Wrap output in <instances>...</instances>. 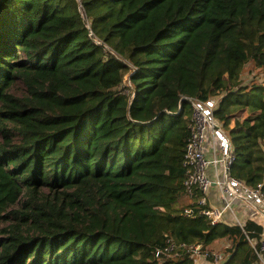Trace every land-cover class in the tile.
I'll return each instance as SVG.
<instances>
[{"label":"trees","instance_id":"obj_1","mask_svg":"<svg viewBox=\"0 0 264 264\" xmlns=\"http://www.w3.org/2000/svg\"><path fill=\"white\" fill-rule=\"evenodd\" d=\"M247 64L264 79V0H0V264H195L181 244L223 239L222 264H260V224L184 213L194 98L220 96L231 174L264 191Z\"/></svg>","mask_w":264,"mask_h":264},{"label":"built area","instance_id":"obj_2","mask_svg":"<svg viewBox=\"0 0 264 264\" xmlns=\"http://www.w3.org/2000/svg\"><path fill=\"white\" fill-rule=\"evenodd\" d=\"M83 18L86 16L83 14ZM90 35H93L90 29ZM95 37V36H94ZM98 41V40H97ZM218 99H192V117L183 157L186 168L184 186L190 205L184 208L186 215L195 211L207 217L213 225L224 223L238 225L242 229L245 220L237 209L244 204L254 214L250 219L262 226L259 239L248 236L255 249L260 264H264V191L263 184L250 186L245 181L231 174V166L236 161V151L228 133L216 117ZM212 187L218 191L221 203H212L209 193ZM244 230V229H243ZM186 250L196 260L198 255L208 256L202 245L193 243ZM175 244L171 243L162 252H170ZM160 251L157 252V255ZM218 259V256L216 257Z\"/></svg>","mask_w":264,"mask_h":264},{"label":"rangeland","instance_id":"obj_3","mask_svg":"<svg viewBox=\"0 0 264 264\" xmlns=\"http://www.w3.org/2000/svg\"><path fill=\"white\" fill-rule=\"evenodd\" d=\"M242 80L244 82L245 85H251L253 82H258V83H262L264 81L263 79V74L260 73V70L253 68V66L251 64H247L244 67L243 73H242ZM124 84L127 85L129 84V77L128 75L125 76L124 78ZM12 93L18 95V96H22L27 94V89L24 86V84L22 82H20L19 80H17V82H15L10 90ZM216 99H219L220 96H216ZM238 115L241 118H244L248 115V112L246 109H243L241 111L238 112ZM234 119V118H233ZM231 120L230 125L228 127H223V130L225 131V133H228V130L230 128L233 127L234 125V120ZM188 201H182V204H186ZM19 207V205H14L11 206L9 208V210H16ZM14 220L13 218L7 217L6 219H3L2 221H0V238H7L9 236V228L14 224ZM231 245V241L229 239H223L218 241L214 248L212 249H203L202 252L207 251L209 253L208 256H202V255H198L195 257V264H222V262L225 261V259L228 257V248ZM218 256V259H216V257Z\"/></svg>","mask_w":264,"mask_h":264},{"label":"crops","instance_id":"obj_4","mask_svg":"<svg viewBox=\"0 0 264 264\" xmlns=\"http://www.w3.org/2000/svg\"><path fill=\"white\" fill-rule=\"evenodd\" d=\"M209 198L211 200L212 203L215 204H220L221 200L218 194V191L215 187H212L209 193ZM240 211L241 216L246 220V219H250V215L254 214V212L252 210H250L247 206H245L244 204H241V206L239 208H237Z\"/></svg>","mask_w":264,"mask_h":264}]
</instances>
